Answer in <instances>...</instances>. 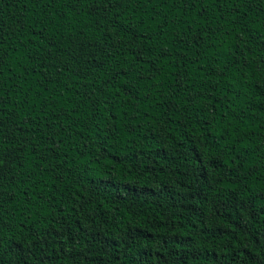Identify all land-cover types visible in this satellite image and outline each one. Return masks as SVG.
Instances as JSON below:
<instances>
[{
    "label": "trees",
    "instance_id": "16d2710c",
    "mask_svg": "<svg viewBox=\"0 0 264 264\" xmlns=\"http://www.w3.org/2000/svg\"><path fill=\"white\" fill-rule=\"evenodd\" d=\"M0 264H264V0H0Z\"/></svg>",
    "mask_w": 264,
    "mask_h": 264
},
{
    "label": "snow or ice",
    "instance_id": "6c2138e0",
    "mask_svg": "<svg viewBox=\"0 0 264 264\" xmlns=\"http://www.w3.org/2000/svg\"><path fill=\"white\" fill-rule=\"evenodd\" d=\"M49 2H51V0H49Z\"/></svg>",
    "mask_w": 264,
    "mask_h": 264
}]
</instances>
